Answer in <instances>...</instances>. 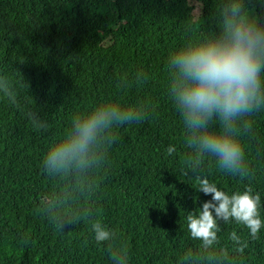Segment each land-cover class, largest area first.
<instances>
[{
    "label": "trees",
    "instance_id": "obj_1",
    "mask_svg": "<svg viewBox=\"0 0 264 264\" xmlns=\"http://www.w3.org/2000/svg\"><path fill=\"white\" fill-rule=\"evenodd\" d=\"M225 2L0 0V77L14 94L0 91V264H117L113 253L126 264H264V228L252 239L221 220L206 245L186 227L188 212L211 197L195 188V173H181L191 150L167 60L193 35L218 32ZM247 5L264 22V3ZM107 101L144 118L117 126L89 167L46 168L72 118ZM233 131L248 174L223 172L207 155L199 171L227 192H258L264 219V106ZM96 222L111 241L95 240Z\"/></svg>",
    "mask_w": 264,
    "mask_h": 264
},
{
    "label": "clouds",
    "instance_id": "obj_2",
    "mask_svg": "<svg viewBox=\"0 0 264 264\" xmlns=\"http://www.w3.org/2000/svg\"><path fill=\"white\" fill-rule=\"evenodd\" d=\"M218 28V32L193 35L167 60L170 98L183 122L185 146L191 150L182 161L181 173H195V188L211 197L188 212L186 227L206 245L216 241L221 220L245 226L252 239L264 228L258 192L251 188L227 192L199 171L207 155L219 170L247 175L245 151L233 129L245 114L264 106V22L252 14L247 0H226L218 8ZM0 91L14 99L3 77ZM143 118L139 110L112 101L78 113L65 135L47 151L44 166L57 172L85 169L100 158L102 147L113 142L117 126ZM175 151L173 145L166 149L169 155ZM60 227H65L64 222ZM92 229L98 243L114 237L100 222ZM231 239L239 242L240 236L233 231ZM126 257L113 253L117 264H126Z\"/></svg>",
    "mask_w": 264,
    "mask_h": 264
},
{
    "label": "rangeland",
    "instance_id": "obj_3",
    "mask_svg": "<svg viewBox=\"0 0 264 264\" xmlns=\"http://www.w3.org/2000/svg\"><path fill=\"white\" fill-rule=\"evenodd\" d=\"M199 11H200V9L198 8L197 11L195 12V14L198 15ZM252 14L256 16V13L254 11H252Z\"/></svg>",
    "mask_w": 264,
    "mask_h": 264
}]
</instances>
